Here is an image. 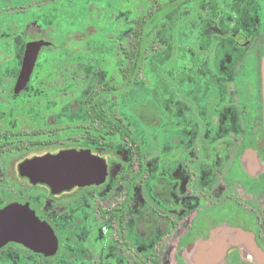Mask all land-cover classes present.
<instances>
[{
  "label": "flooded vegetation",
  "instance_id": "af4514ba",
  "mask_svg": "<svg viewBox=\"0 0 264 264\" xmlns=\"http://www.w3.org/2000/svg\"><path fill=\"white\" fill-rule=\"evenodd\" d=\"M65 1L0 0V229L32 214L52 235L0 237V264H264V0H141L121 60L87 62L50 20L112 0ZM162 5L134 60L137 22ZM68 149L101 161L98 181L55 190L22 171Z\"/></svg>",
  "mask_w": 264,
  "mask_h": 264
},
{
  "label": "rangeland",
  "instance_id": "374dc122",
  "mask_svg": "<svg viewBox=\"0 0 264 264\" xmlns=\"http://www.w3.org/2000/svg\"><path fill=\"white\" fill-rule=\"evenodd\" d=\"M102 1V3H106L107 0ZM142 2L141 0H112L109 6H103L102 9H98V15L94 19H81L79 16L75 19L62 21L51 19L50 26L54 27L50 31L51 39L67 42L68 46L65 48L67 50L66 60L71 62H87L95 59L120 61V54H116L119 51L118 45L120 42L126 43L127 35L130 32L129 29L133 26L132 21L138 15L139 6H143ZM73 4L75 3L66 0L62 4L64 7L61 8L70 12L69 9L73 11V6H71ZM59 5L61 4L52 7L58 8ZM149 5L150 3L146 0L144 7L146 8ZM112 12L114 13L111 17L109 14ZM90 25L96 26V32L91 34L92 31L89 32L87 30V33L84 34ZM88 29L90 30L91 28L89 27ZM77 32L81 33L83 38H80L81 35H76ZM73 34L76 36H73ZM74 47H78L80 51L73 52ZM163 53L164 51L161 48L157 49V55ZM54 56L57 59V53ZM70 76H74V74Z\"/></svg>",
  "mask_w": 264,
  "mask_h": 264
},
{
  "label": "water",
  "instance_id": "95a60500",
  "mask_svg": "<svg viewBox=\"0 0 264 264\" xmlns=\"http://www.w3.org/2000/svg\"><path fill=\"white\" fill-rule=\"evenodd\" d=\"M33 59L34 53L32 55L31 51L27 50L25 61H32ZM28 71L29 67H24L21 76H26ZM261 81L264 126V54L261 58ZM22 171L33 177L34 181L45 182L52 189L57 190L98 181V175L104 173V165L97 160V157L90 155L86 150L68 149L54 155L34 158L22 165ZM26 220L30 226L9 230L1 228L0 232L2 231V234H0V237L2 239L17 238L41 246L45 245L44 242L48 236L52 240L50 233H42L44 227L40 221L32 217V214Z\"/></svg>",
  "mask_w": 264,
  "mask_h": 264
},
{
  "label": "trees",
  "instance_id": "16d2710c",
  "mask_svg": "<svg viewBox=\"0 0 264 264\" xmlns=\"http://www.w3.org/2000/svg\"><path fill=\"white\" fill-rule=\"evenodd\" d=\"M167 10L166 5L162 6H156V8H151L147 13L148 15L144 20L138 21L137 22V30L132 37L134 42L132 43L133 45H139V49H136L135 51H132L131 54L134 55V60H141V56L143 55L144 52H146V47L149 45L148 39L143 35L142 31H138L139 29H149L153 28V24L155 22L156 16L161 15V13L165 12ZM139 32V33H138Z\"/></svg>",
  "mask_w": 264,
  "mask_h": 264
}]
</instances>
